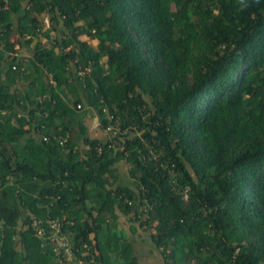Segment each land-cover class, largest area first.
<instances>
[{
	"label": "trees",
	"instance_id": "obj_1",
	"mask_svg": "<svg viewBox=\"0 0 264 264\" xmlns=\"http://www.w3.org/2000/svg\"><path fill=\"white\" fill-rule=\"evenodd\" d=\"M120 207L163 264H264V0H0V264H60L47 216L139 264Z\"/></svg>",
	"mask_w": 264,
	"mask_h": 264
},
{
	"label": "built area",
	"instance_id": "obj_2",
	"mask_svg": "<svg viewBox=\"0 0 264 264\" xmlns=\"http://www.w3.org/2000/svg\"><path fill=\"white\" fill-rule=\"evenodd\" d=\"M80 105L79 103L77 104ZM65 137H61L60 141H64ZM1 225V219H0ZM32 227L37 235L42 238L48 239L53 250L57 254L60 264H77L74 259V252L72 251L73 244L69 242L63 230V221L58 216H47L45 221L36 218L32 221ZM78 262H81L79 260Z\"/></svg>",
	"mask_w": 264,
	"mask_h": 264
},
{
	"label": "rangeland",
	"instance_id": "obj_3",
	"mask_svg": "<svg viewBox=\"0 0 264 264\" xmlns=\"http://www.w3.org/2000/svg\"><path fill=\"white\" fill-rule=\"evenodd\" d=\"M11 39L12 40L14 39L15 41H17L18 36L16 34L12 33ZM93 42H95V41H93ZM15 46L18 47L17 44ZM86 119H87V122L89 124V128H88L89 134L95 135L96 132L103 131L102 127L100 126V121L96 116H93L91 119H88V118H86ZM119 164H121V166L123 168H125L124 163L118 162V166H119ZM122 171H123L122 179L128 180L129 179L128 173H126L125 169ZM127 222H128V220H127ZM116 229L121 230L123 228L120 226V224L119 225L117 224ZM135 232H137V231H135ZM135 236H136V239H135L136 243L134 244L135 245L134 252L136 253V255L138 257L139 264H163L162 259H160L159 251L156 248H153V249L149 248V245H151V243L149 242L148 231L143 229V227L139 226L138 235L136 234ZM146 254H147V258L145 259Z\"/></svg>",
	"mask_w": 264,
	"mask_h": 264
},
{
	"label": "crops",
	"instance_id": "obj_4",
	"mask_svg": "<svg viewBox=\"0 0 264 264\" xmlns=\"http://www.w3.org/2000/svg\"><path fill=\"white\" fill-rule=\"evenodd\" d=\"M103 132V133H102ZM97 134H100L102 136H104V131H99V132H96ZM95 133V134H96ZM116 211L118 212L119 216H118V225L120 224V226L123 228V230L125 232H127L128 234V237L133 240L134 244L136 243V234L137 232H131L130 230V223L127 222V217L128 215L125 214V210L123 207H120L119 209H116ZM23 225L19 222V225H17V229H21ZM117 227V226H116ZM14 238L16 240V245H17V248L20 249L21 248V242H20V235L19 234H15L14 235Z\"/></svg>",
	"mask_w": 264,
	"mask_h": 264
},
{
	"label": "clouds",
	"instance_id": "obj_5",
	"mask_svg": "<svg viewBox=\"0 0 264 264\" xmlns=\"http://www.w3.org/2000/svg\"><path fill=\"white\" fill-rule=\"evenodd\" d=\"M244 2V0H241V3H243Z\"/></svg>",
	"mask_w": 264,
	"mask_h": 264
}]
</instances>
